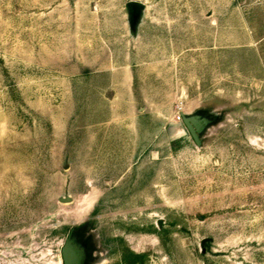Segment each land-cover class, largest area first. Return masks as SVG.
<instances>
[{"label":"rangeland","instance_id":"rangeland-1","mask_svg":"<svg viewBox=\"0 0 264 264\" xmlns=\"http://www.w3.org/2000/svg\"><path fill=\"white\" fill-rule=\"evenodd\" d=\"M65 244L264 264V0H0V264Z\"/></svg>","mask_w":264,"mask_h":264},{"label":"water","instance_id":"water-1","mask_svg":"<svg viewBox=\"0 0 264 264\" xmlns=\"http://www.w3.org/2000/svg\"><path fill=\"white\" fill-rule=\"evenodd\" d=\"M185 123V127L186 129L189 131V133L191 134V136L197 140V134H196V129L194 128V126L192 125V123L189 120H184ZM60 201L65 203V202H69L70 198H60ZM61 254H62V260L64 264H74V261L71 259L72 257L69 254V250L67 248V244H65L62 247L61 250Z\"/></svg>","mask_w":264,"mask_h":264},{"label":"bare ground","instance_id":"bare-ground-1","mask_svg":"<svg viewBox=\"0 0 264 264\" xmlns=\"http://www.w3.org/2000/svg\"><path fill=\"white\" fill-rule=\"evenodd\" d=\"M69 254H70V251H69ZM71 256V255H70ZM73 260V258H71Z\"/></svg>","mask_w":264,"mask_h":264}]
</instances>
